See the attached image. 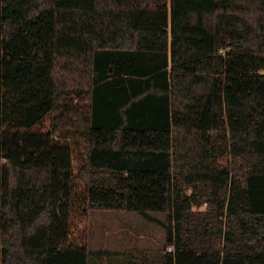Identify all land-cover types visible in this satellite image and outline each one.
<instances>
[{"label": "trees", "instance_id": "obj_1", "mask_svg": "<svg viewBox=\"0 0 264 264\" xmlns=\"http://www.w3.org/2000/svg\"><path fill=\"white\" fill-rule=\"evenodd\" d=\"M91 210L163 264H264V0H0V264L115 256Z\"/></svg>", "mask_w": 264, "mask_h": 264}, {"label": "rangeland", "instance_id": "obj_2", "mask_svg": "<svg viewBox=\"0 0 264 264\" xmlns=\"http://www.w3.org/2000/svg\"><path fill=\"white\" fill-rule=\"evenodd\" d=\"M56 138L72 148L77 172L85 158L81 142L74 131L60 130L56 133ZM208 208L209 205L205 202L199 210ZM90 215V251L110 250L117 254L103 259L91 256L88 264H127L129 260L135 264H163L165 253L170 248L165 251L166 236L160 225L124 211L91 210ZM156 217L166 219L165 215Z\"/></svg>", "mask_w": 264, "mask_h": 264}, {"label": "built area", "instance_id": "obj_3", "mask_svg": "<svg viewBox=\"0 0 264 264\" xmlns=\"http://www.w3.org/2000/svg\"><path fill=\"white\" fill-rule=\"evenodd\" d=\"M172 250H173V249H172V248H170L168 251H169V252H171Z\"/></svg>", "mask_w": 264, "mask_h": 264}]
</instances>
